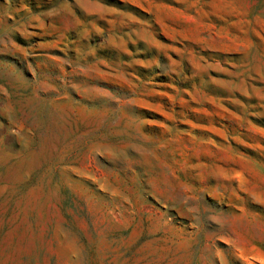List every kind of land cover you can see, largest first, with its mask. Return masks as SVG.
<instances>
[{
  "label": "rangeland",
  "instance_id": "374dc122",
  "mask_svg": "<svg viewBox=\"0 0 264 264\" xmlns=\"http://www.w3.org/2000/svg\"><path fill=\"white\" fill-rule=\"evenodd\" d=\"M0 264H264V0H0Z\"/></svg>",
  "mask_w": 264,
  "mask_h": 264
}]
</instances>
